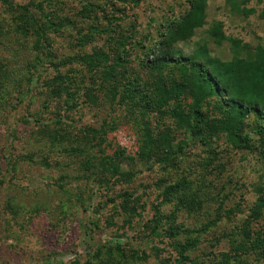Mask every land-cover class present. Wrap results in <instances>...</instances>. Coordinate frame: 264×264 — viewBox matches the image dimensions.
I'll return each instance as SVG.
<instances>
[{"label":"rangeland","instance_id":"obj_1","mask_svg":"<svg viewBox=\"0 0 264 264\" xmlns=\"http://www.w3.org/2000/svg\"><path fill=\"white\" fill-rule=\"evenodd\" d=\"M11 1L19 5L43 1L45 13L59 29L48 33L51 66L29 84L27 71L36 56L32 51L34 35L19 33L18 14L0 2V64L6 74L0 88V264H90L92 250L106 251L114 243L143 251L146 259L136 264H175L178 256L167 239L144 238L142 221L151 219L158 204L162 216L174 214L175 224L195 231L190 237L200 243L189 252L191 258L213 263L221 252L228 251L234 232L252 211L254 187L264 181V164L257 153L232 151L220 140L210 155L200 143L190 144L177 169L154 160L146 162L136 157L138 125L125 117L122 105L111 104L101 91L93 104L85 89L80 90L75 105H64L46 86L60 73L75 78L77 86L92 87L83 71L80 77L76 75L84 70L76 61L91 46L102 45L104 35L95 30L105 24L103 16H114V23L120 26L133 23L140 39L154 33L162 19L186 11L187 0ZM246 9L253 11L244 16L232 13L224 0H209L205 26L177 48L187 56L193 42L204 39L212 56L229 60V43L216 46L205 33L213 20L222 22L225 35L251 48L264 45V0H252ZM89 38L92 43L79 46ZM28 88L31 91L27 93ZM22 94L25 96L19 99ZM103 122L112 127L102 145L105 153L112 155L119 146L134 158L121 165L123 172L133 175L128 183L102 177L94 168L85 170V162L100 155L91 145L94 140H82L79 131L99 130ZM42 125H48L47 129ZM54 130L67 135L66 139L47 137L45 131ZM76 148L84 149L83 154L73 151ZM104 181H110L107 190ZM171 185L178 186L180 192L189 188L202 200L201 210L189 214L164 202L163 192ZM125 191L132 192L131 206L142 215V220L135 218L128 226L118 204ZM242 258L246 264H264L256 255Z\"/></svg>","mask_w":264,"mask_h":264},{"label":"trees","instance_id":"obj_2","mask_svg":"<svg viewBox=\"0 0 264 264\" xmlns=\"http://www.w3.org/2000/svg\"><path fill=\"white\" fill-rule=\"evenodd\" d=\"M131 1L137 3L139 0ZM208 1L187 0L186 11L162 19L154 33L140 39L133 23L120 26L114 23V16H103L105 24L95 31L104 35L105 40L100 47L91 46L76 61L84 68L76 75L80 77L83 71L89 76L92 87L77 86L75 78L60 73L46 82V86L54 90L52 94L64 105H75L74 100L81 89H85L88 101L93 104L101 91L111 104L122 105L125 117L128 115L138 125L140 142L136 157L140 160H154L157 164L177 169L190 144L200 143L208 154L215 153L213 145L223 140L226 148L232 151L257 153L264 164V45L251 48L241 40L225 35L222 22L213 20L205 33L216 46L229 43V60L212 56L204 39L193 42L192 51L187 56L177 48L178 44L189 42L195 31L205 26ZM251 1L224 0V3L232 13L245 16L253 11L246 9ZM0 2L10 12L18 14L16 30L19 33L34 35L32 51L36 56L27 71L29 84H32L51 66L48 33L57 31L59 26L45 13L43 1L25 5L14 4L11 0ZM31 9L41 18L37 19ZM90 43L91 38L84 39L79 46ZM5 75L0 64V88ZM29 91L31 88L27 93ZM24 96L20 95L19 99ZM55 121L60 123L57 117ZM38 123L42 124V121ZM47 126L42 125L43 130ZM111 129L103 122L99 130L79 131L83 134L82 140H94L91 145L100 155L86 161L85 170L94 168L102 177L110 176L128 183L133 175L123 172L121 165L134 158L127 156L119 146L112 155L106 154L102 148ZM54 131H45V134L54 141L66 139L67 135ZM73 151L83 154L84 149ZM109 183L104 181L102 184L105 190L109 189ZM183 189L187 193L171 185L163 192L162 199L195 214L201 210L202 200L189 188ZM254 192L256 199L250 215L234 232L230 249L221 252L213 263L190 257L189 252L197 249L200 243L190 237L195 231L184 228L182 223L175 224L174 214L162 216L160 204L154 205L151 219L142 221L144 238L167 239L178 256L175 264H246L242 256L250 254L264 259V181L254 187ZM133 198L132 192L127 191L119 196V213L124 216L126 226L135 218L142 220L141 213L131 206ZM146 257L143 251L114 243L106 251L101 248L92 250L90 264H136Z\"/></svg>","mask_w":264,"mask_h":264}]
</instances>
